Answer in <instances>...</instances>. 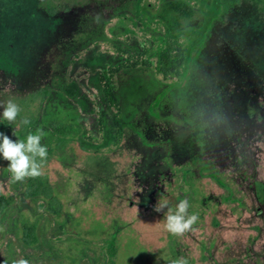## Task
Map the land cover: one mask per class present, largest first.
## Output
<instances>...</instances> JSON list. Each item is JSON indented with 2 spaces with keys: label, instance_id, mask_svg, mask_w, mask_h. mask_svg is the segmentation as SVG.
I'll return each instance as SVG.
<instances>
[{
  "label": "rangeland",
  "instance_id": "374dc122",
  "mask_svg": "<svg viewBox=\"0 0 264 264\" xmlns=\"http://www.w3.org/2000/svg\"><path fill=\"white\" fill-rule=\"evenodd\" d=\"M133 1L0 0V104L21 109L9 122L0 107V132L26 142L43 129L48 149L42 175L24 182L0 157V252L7 225L21 239L44 212L63 228L53 234L62 239L52 242L62 253L55 264H264V0H223L182 85H157L152 71L120 77L127 109L116 150L48 144L51 127L84 130L88 118L58 100L44 115V90L66 84L71 55ZM182 199L199 220L174 236L168 209L153 207L167 201L175 211ZM13 260L10 246L4 262Z\"/></svg>",
  "mask_w": 264,
  "mask_h": 264
},
{
  "label": "trees",
  "instance_id": "16d2710c",
  "mask_svg": "<svg viewBox=\"0 0 264 264\" xmlns=\"http://www.w3.org/2000/svg\"><path fill=\"white\" fill-rule=\"evenodd\" d=\"M130 5V11H122L113 18L120 24L112 25L113 19L109 20L101 34L71 55L66 84L44 90V115L49 114L52 102L58 100L65 109L76 110L88 118L84 130L74 125L51 127L54 137L48 144L75 140L91 154L116 150L124 136L123 114L124 108L127 109L116 94L120 77L152 71L157 85L172 81L182 85L212 24L223 12V0H134ZM48 216L41 212L36 222L24 224L21 239L14 233L13 222L7 225L0 264H4L10 246L16 249L17 260L55 264L56 255L62 253L52 242L62 239L54 240L53 234L63 228ZM65 240L74 237L68 235ZM110 247V254L116 258L114 244Z\"/></svg>",
  "mask_w": 264,
  "mask_h": 264
},
{
  "label": "clouds",
  "instance_id": "9594fccd",
  "mask_svg": "<svg viewBox=\"0 0 264 264\" xmlns=\"http://www.w3.org/2000/svg\"><path fill=\"white\" fill-rule=\"evenodd\" d=\"M96 20H99L97 15ZM4 111L2 117L9 121H16L21 109L18 104L9 99L6 105L0 104ZM30 121L25 118L20 121L21 125H27ZM13 135L15 133L13 132ZM47 135L43 129H37L35 133H30L26 142L22 140H12L8 135L0 132V157L8 161V170L12 174L13 182H24L27 178H36L42 175L44 163L47 160L48 149L42 140ZM190 204L187 199H182L176 205L175 211L169 208L167 201H158L153 207V211L160 213L165 208L167 212L164 217L166 230L174 236H182L189 231H193V226L199 220L198 214H189ZM7 264V261L4 262ZM12 264H29L26 259L13 260ZM170 264H189L187 258L181 256L173 259Z\"/></svg>",
  "mask_w": 264,
  "mask_h": 264
}]
</instances>
